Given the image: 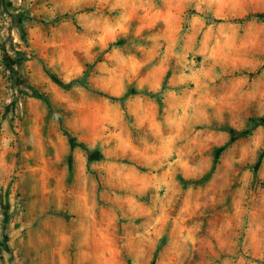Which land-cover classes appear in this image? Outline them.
I'll use <instances>...</instances> for the list:
<instances>
[{"label":"rangeland","instance_id":"obj_1","mask_svg":"<svg viewBox=\"0 0 264 264\" xmlns=\"http://www.w3.org/2000/svg\"><path fill=\"white\" fill-rule=\"evenodd\" d=\"M254 13L0 0V264H264Z\"/></svg>","mask_w":264,"mask_h":264},{"label":"trees","instance_id":"obj_2","mask_svg":"<svg viewBox=\"0 0 264 264\" xmlns=\"http://www.w3.org/2000/svg\"><path fill=\"white\" fill-rule=\"evenodd\" d=\"M247 17H248V18H251V17H257V18H259V19H261V20H264V14H262V13H254V14L248 15ZM47 104L49 105V103H47ZM250 120H252V121H254V122H257V123H259V122H264V116H260V117L252 118V119H250Z\"/></svg>","mask_w":264,"mask_h":264}]
</instances>
